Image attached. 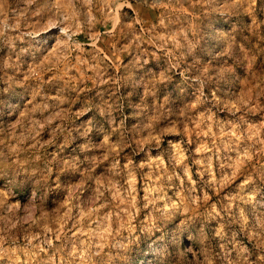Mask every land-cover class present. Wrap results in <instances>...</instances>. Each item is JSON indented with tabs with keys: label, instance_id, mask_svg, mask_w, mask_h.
Listing matches in <instances>:
<instances>
[{
	"label": "rangeland",
	"instance_id": "1",
	"mask_svg": "<svg viewBox=\"0 0 264 264\" xmlns=\"http://www.w3.org/2000/svg\"><path fill=\"white\" fill-rule=\"evenodd\" d=\"M0 264H264V0H0Z\"/></svg>",
	"mask_w": 264,
	"mask_h": 264
}]
</instances>
